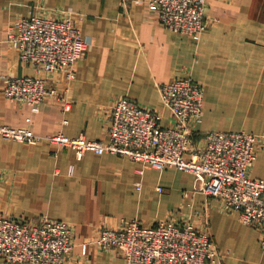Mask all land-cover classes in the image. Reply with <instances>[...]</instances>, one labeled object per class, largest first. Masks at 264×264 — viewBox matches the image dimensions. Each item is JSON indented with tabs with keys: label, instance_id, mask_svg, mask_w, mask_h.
Returning <instances> with one entry per match:
<instances>
[{
	"label": "crops",
	"instance_id": "crops-1",
	"mask_svg": "<svg viewBox=\"0 0 264 264\" xmlns=\"http://www.w3.org/2000/svg\"><path fill=\"white\" fill-rule=\"evenodd\" d=\"M35 14H72L90 38L71 83L63 72L24 61L8 42V26ZM205 14L208 28L196 39L163 25L149 0H0V123L29 126L43 136L62 131L108 140L119 96L160 109L165 123L172 117L160 83L192 76L205 95L194 144L202 146L212 130L258 133L249 174L264 178V0H207ZM11 75L43 76L55 93L33 110L6 96ZM0 170V215L71 223L67 264H127L117 249H103L94 238L101 228L133 218L193 221L218 248L219 258L210 264H264L259 231L196 189L194 174L176 166L159 169L109 151L78 155L45 137L29 142L0 135ZM0 264L28 263L0 258Z\"/></svg>",
	"mask_w": 264,
	"mask_h": 264
},
{
	"label": "built area",
	"instance_id": "built-area-1",
	"mask_svg": "<svg viewBox=\"0 0 264 264\" xmlns=\"http://www.w3.org/2000/svg\"><path fill=\"white\" fill-rule=\"evenodd\" d=\"M206 1L149 0V4L163 25L198 39L208 28ZM7 30L8 42L18 48L24 61L38 69L63 72L68 83L75 79L76 64L90 44L72 14L21 17ZM159 90L172 117L169 121L163 122L160 109L122 95L111 106L108 140L62 131L43 136L29 126L7 123H0V135L29 142L45 137L74 148L78 155L86 150L109 151L159 169L176 166L189 171L195 176L196 189L218 198L226 209L237 210L243 222L259 231L264 249V178L249 174L257 159L260 134L207 131L205 143L198 147L192 137L194 125L204 113V85L188 76L162 82ZM4 91L10 100L27 102L38 110L55 88L40 75H11ZM137 187H141L140 182ZM72 238L73 227L66 220L0 215V258L6 263L67 264ZM94 240L103 249H117L127 264H210L219 258L211 235L191 220L161 219L149 224L137 218L125 219L119 227L101 228ZM86 247L83 244L84 251Z\"/></svg>",
	"mask_w": 264,
	"mask_h": 264
}]
</instances>
